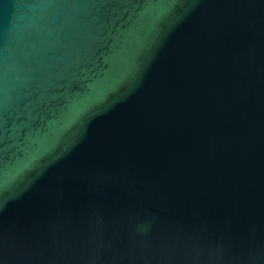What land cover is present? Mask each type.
I'll list each match as a JSON object with an SVG mask.
<instances>
[{
	"label": "water",
	"instance_id": "obj_1",
	"mask_svg": "<svg viewBox=\"0 0 264 264\" xmlns=\"http://www.w3.org/2000/svg\"><path fill=\"white\" fill-rule=\"evenodd\" d=\"M0 264H264V0H0Z\"/></svg>",
	"mask_w": 264,
	"mask_h": 264
}]
</instances>
